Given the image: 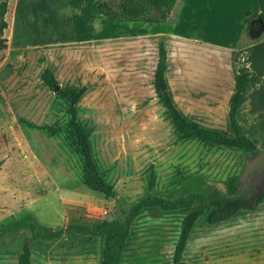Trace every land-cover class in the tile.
Masks as SVG:
<instances>
[{"label":"rangeland","instance_id":"374dc122","mask_svg":"<svg viewBox=\"0 0 264 264\" xmlns=\"http://www.w3.org/2000/svg\"><path fill=\"white\" fill-rule=\"evenodd\" d=\"M95 1L46 0V11H16L12 44L25 47L11 45L8 26L3 32L7 47L0 50V264H17L24 243L30 246L31 264H100L102 241L97 237L65 233L43 241L29 240L24 229L2 232L15 222H30L46 233L68 224L121 219L147 193L171 200L190 192L216 193L225 191L232 177L250 193L245 204H256L257 189L249 181L256 175L261 184L264 174L258 169L247 175L244 169L264 153V108L249 98L241 110V125L257 139L255 152L178 138L151 84L161 38L136 34L154 26L172 27L189 39L166 41L169 89L184 116L223 130L234 93L233 67L244 63V49L264 41L257 14L245 11L258 8L257 0H184L183 11L157 24L111 20L97 11ZM13 5L10 0L7 24ZM79 7L84 11H75ZM117 35L111 41L80 42ZM48 43L62 44L42 45ZM46 68L53 71L59 88L88 87L77 104V117L89 132L93 156L113 196L83 184L80 159L67 145L64 131L49 136L18 122L20 117L36 124L66 122L68 101L42 82ZM181 218L177 211H143L133 221L120 264L169 263ZM261 245L264 200L255 210L218 225L200 218L183 258L207 262L197 264H255L252 252L217 259ZM259 258L263 263L264 252Z\"/></svg>","mask_w":264,"mask_h":264},{"label":"trees","instance_id":"16d2710c","mask_svg":"<svg viewBox=\"0 0 264 264\" xmlns=\"http://www.w3.org/2000/svg\"><path fill=\"white\" fill-rule=\"evenodd\" d=\"M257 2L259 7L257 18L264 27V0H257ZM175 3L176 0H96L99 13L117 22H163ZM7 5L8 0H0V50L7 47V38L3 35L8 26L4 18ZM156 48V62L151 84L158 101L165 109L166 117L174 126L176 136L185 140L197 139L206 144H218L226 148L257 151V139L250 129L241 125L240 118L243 105L249 98L254 106L264 108V41L254 43L244 49V63L233 67L234 93L230 100L228 122L223 130L203 127L199 125V121H191L182 114L176 106L166 77L168 57L164 40H159ZM41 80L53 90L58 83L53 71L49 68L43 70ZM258 82L261 83L259 87H257ZM87 90L88 87L84 84L55 90L57 95L68 101L67 120L63 125L36 124L21 117L18 118V122L29 128L43 130L49 136L64 131L67 145L80 159L83 184L93 191L113 196L115 194L113 187L102 176L96 164L89 132L77 117V104ZM261 124L264 127V121ZM249 196L250 193L240 189L235 178L232 177L226 183V190L216 193L190 192L173 200L147 193L131 205L121 219H104L89 225L68 224L46 233L38 232L36 226L30 222H15L4 228L2 232L16 233L24 229L30 233L29 240L43 241L57 240L65 233L97 237L102 241L100 264H120L133 221L143 211L148 209H159L163 212L177 211L182 213V218L171 261L167 264H185L184 251L198 220L203 217L208 225L225 223L236 218L244 210H255L257 205L264 200V192H261L256 197L255 206H248L245 201ZM17 264H31V251L28 243L22 245Z\"/></svg>","mask_w":264,"mask_h":264},{"label":"crops","instance_id":"0c3cea01","mask_svg":"<svg viewBox=\"0 0 264 264\" xmlns=\"http://www.w3.org/2000/svg\"><path fill=\"white\" fill-rule=\"evenodd\" d=\"M46 0H14V5L12 7V17L10 20H8V28L11 31V36L9 39V42H11V45L15 46V48H22L25 47L23 45H14L13 40H14V34H13V28L16 24V11H46ZM96 2V1H95ZM9 3L10 0L8 2V11H9ZM37 6V8H35ZM185 1L184 0H176V3L174 5V7L172 8L170 14L168 15L167 19L163 22H169L171 20V18L174 17V14L176 11H183V9L185 8ZM97 7V4H96ZM75 11H84L81 10V8H77V10ZM98 11V8H97ZM245 11H247L248 14L250 13H254L257 14L259 12V7L256 8L255 10H251V9H246ZM99 12V11H98ZM142 23V21H137ZM150 23V22H148ZM157 23H161V22H157ZM157 23H153V24H157ZM127 36H130V34H126ZM137 37L139 38H161V40H164L165 45H166V41L167 42H179L182 40H189L186 37H184L183 35H180L176 32L173 31V28L170 27L169 30H162V29H158L156 26L152 27L150 30H146L143 32H139L136 34ZM116 37H119V35L117 36H106V37H102V38H97V39H84V40H80V42L82 43H89V42H94V41H111L116 39ZM57 44H62V43H57ZM57 44H42L43 46L46 45H57ZM167 48V45H166ZM167 57H168V50H167ZM153 71H154V66H153ZM152 71V74H153ZM252 252L254 254V256L256 257V261L257 263L255 264H264L263 263H259L260 260V256L261 253L264 252V245L261 246H251L248 248H244L241 250H235L233 253H226V254H222L218 257L217 260L222 261L224 259H230V258H237V257H242L244 254ZM184 257V256H183ZM212 261V260H210ZM208 261V262H210ZM185 264H197V263H207L206 261H201V260H194L192 263L187 262L184 259Z\"/></svg>","mask_w":264,"mask_h":264},{"label":"water","instance_id":"95a60500","mask_svg":"<svg viewBox=\"0 0 264 264\" xmlns=\"http://www.w3.org/2000/svg\"><path fill=\"white\" fill-rule=\"evenodd\" d=\"M260 24H262L261 21H260ZM58 88H59V85H55L54 89L56 90ZM258 169L264 172V153L258 156L252 163H248L244 171L250 175L251 172L253 171L256 172ZM256 189H257L256 194H259L262 191V189H264V180L261 184L256 185Z\"/></svg>","mask_w":264,"mask_h":264},{"label":"flooded vegetation","instance_id":"af4514ba","mask_svg":"<svg viewBox=\"0 0 264 264\" xmlns=\"http://www.w3.org/2000/svg\"><path fill=\"white\" fill-rule=\"evenodd\" d=\"M254 173H256L255 171H254ZM263 174H264V172H262ZM247 175H249L248 173H247ZM262 177V176H261ZM260 178V177H259ZM256 175L255 176H253V180H250L249 182H250V184H251V187H256V184H257V181H258V179H259ZM263 180H264V175H263V177L261 178V183L263 182Z\"/></svg>","mask_w":264,"mask_h":264}]
</instances>
